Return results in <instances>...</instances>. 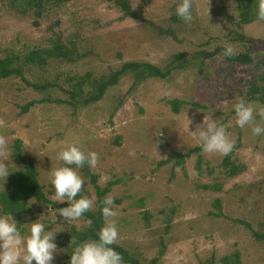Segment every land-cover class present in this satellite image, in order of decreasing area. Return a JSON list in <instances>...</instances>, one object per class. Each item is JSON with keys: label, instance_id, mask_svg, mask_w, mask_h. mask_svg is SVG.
I'll list each match as a JSON object with an SVG mask.
<instances>
[{"label": "rangeland", "instance_id": "374dc122", "mask_svg": "<svg viewBox=\"0 0 264 264\" xmlns=\"http://www.w3.org/2000/svg\"><path fill=\"white\" fill-rule=\"evenodd\" d=\"M126 1L134 18L126 17L113 2L101 0H71L38 20L0 3V59L47 47L58 38L76 46L79 56L71 63L51 60L43 68L18 65L23 79H0V135L8 140V158L3 162L9 171L23 167L12 155L19 140L23 154L34 160L47 198L59 204L51 169L76 166L64 165L57 154L73 145L85 154L96 152L97 166L87 168L100 188L112 184L106 196L111 194L113 210L118 212L108 221H116V244L150 260L158 257L163 242L165 251L158 264H220L236 252L241 264H264V243L252 236V231L264 232V135L254 136L250 126L241 129L234 109L244 101L264 126L259 116L264 105L246 102L245 96L258 72L251 65L226 62L224 54L231 47L235 54L250 51L255 61L264 58V20L238 30L233 0H193L190 23L177 16L182 0ZM238 32L246 43L234 41ZM217 48L221 51L210 58L201 54ZM177 54L183 56L174 60ZM126 62L180 67L166 79H148L136 86L132 75L126 74L98 102L76 111L58 102L68 99L58 89L70 90L68 79L86 73L98 79ZM28 82H50L56 88L38 92ZM173 100L183 103L179 113L169 105ZM30 102L33 105L22 113ZM204 119L223 124L233 143L239 142L238 148L226 155L205 153L197 131ZM197 148L201 149L194 152ZM188 152L192 153L184 159L171 156ZM226 157L244 170L229 177L222 167ZM162 161L165 164L159 165ZM76 170L94 200L90 178L81 168ZM4 183L0 178V190ZM140 201L143 206H138ZM27 208L22 236L30 235L31 223L44 224L46 232L56 233L53 264H70L65 238L71 227L79 230L87 223L80 218L64 220L56 212L59 208L33 199Z\"/></svg>", "mask_w": 264, "mask_h": 264}, {"label": "trees", "instance_id": "16d2710c", "mask_svg": "<svg viewBox=\"0 0 264 264\" xmlns=\"http://www.w3.org/2000/svg\"><path fill=\"white\" fill-rule=\"evenodd\" d=\"M70 1L71 0H0V3L15 14L26 15L31 13V15L38 20L43 18L44 15L49 13L52 9L62 8ZM101 1L113 2L116 6L120 7L126 17H135L126 0ZM233 2L237 11L236 20L238 23L236 24V27L238 30L241 31L243 26L260 21L257 19L258 0H233ZM176 19L179 18L176 17ZM231 22L233 23V21ZM234 41L246 43L247 39L243 33L241 34L238 32L237 34L235 33ZM220 51L221 49L217 48L213 53L201 52V54L204 56V59H206L214 56ZM182 56V54H177L174 56V60L181 59ZM78 57L76 46L71 45L70 47V45L65 44L60 38H58L50 42L47 47L27 51L21 56H5L3 59H0V79H6L11 76H17L23 79L21 66L18 65H29L43 68L51 60H60L64 63H71L76 61ZM225 61L238 65H251L255 67L258 74L255 81L249 84L248 89L245 92L246 102H259L264 105V58L255 61L251 57L250 51H245L234 54L233 56H225ZM178 67L180 66L178 65L174 68L168 64L165 68H159L150 63L126 62L123 63L119 69L113 70L108 75L102 76L98 79L92 78L89 73H86L83 76H74L67 80L70 84V90L58 88L62 93L68 96V99L58 102L66 104L76 111L80 107L98 102L104 95L105 91L108 88L117 85L119 79L126 74L132 75V86H136L138 83L148 79H166L170 76L172 69H177ZM28 85L38 92H46L50 87L56 88V85L54 83L51 84L50 82H46L45 85H31L28 82ZM84 93H86L85 98L78 99V97ZM181 104L183 103L178 100L169 102L174 113H179ZM32 105L33 102L26 104L22 109V113H26ZM239 145V142H236L234 148H238ZM200 149L201 148H197L194 152H199ZM12 152L13 157L22 163L23 167L10 169L9 176L6 180L4 179V187L0 190V215L10 216L12 222L16 223L17 228L22 232L23 226L26 223V216L28 215L27 204L30 199L45 206H52L55 208L67 207L69 206V202L65 201L58 204L47 198L44 186L39 183V175L36 171L34 160L23 154V147L19 140L14 142ZM191 153L192 152H188L187 154L173 153L171 156L176 155L184 159L189 157ZM163 164H165L164 161L159 162V165ZM222 167L229 177H235L244 170L230 162L228 157L224 158ZM197 170L201 173L200 166H197ZM81 171L84 177L90 178L91 184L93 185L95 193V199L93 201L95 203V208L85 212L83 216L80 217V219L87 223L83 229L77 230L76 228L71 227L72 229L65 238L69 243V247L66 250L67 257L71 256L74 249L82 245L84 242L98 241V233L101 228L105 226V218L101 211L104 207L102 202L109 192V187L112 185L109 183L108 186L100 188L96 183V176L90 174L87 168V163L81 168ZM82 196H87L91 199L90 193L85 187V184L84 190L75 199L78 200ZM74 202L75 200L71 203ZM214 203H216L217 206L220 205L219 200H216ZM138 206H143L141 201ZM143 216L144 220L148 222L149 218L147 212H145ZM237 222L250 229V226L244 221L238 220ZM168 223L166 226V234L169 231ZM252 236L256 241L264 243V232L252 231ZM72 238H74V242H72ZM110 247L122 256L123 264H158L159 258L163 256L165 251V246L162 242L158 257L146 260L139 258V254L131 253L129 250L116 243L110 245ZM220 264H241L239 253L236 252L231 256L222 258Z\"/></svg>", "mask_w": 264, "mask_h": 264}, {"label": "clouds", "instance_id": "9594fccd", "mask_svg": "<svg viewBox=\"0 0 264 264\" xmlns=\"http://www.w3.org/2000/svg\"><path fill=\"white\" fill-rule=\"evenodd\" d=\"M192 7L193 0H182L176 8L177 16L185 23H190L193 19ZM257 19L264 20V0H258ZM224 54L233 56L235 53L231 47H228ZM234 109L236 124L241 129L250 126L254 136L264 135V126L256 122L255 110L251 106L240 101L234 105ZM259 116L264 119V107L259 109ZM197 131L202 141L203 151L207 154L226 155L234 148L226 127L217 121L208 122L204 119ZM7 158L8 140L0 135V178L5 180L10 174L7 164L3 162ZM57 159L64 165H75L76 169L82 168L85 163L90 168H95L99 156L96 152L85 154L80 147L73 145L61 150L57 154ZM76 169L68 166L51 169V183L55 189V199L61 203L69 202V206L56 209V212L64 220L69 221L77 220L85 212L95 208L94 201L87 196L75 199L84 190L85 183ZM74 200L75 202L71 203ZM102 203L104 207L101 211L106 223L98 233V241L84 242L76 247L71 255L70 264H123L122 256L110 247L119 238L116 221L113 219L110 223L108 222L109 218L118 216V212L112 207L114 200L111 194L106 196ZM55 235L56 233L51 231L46 232L45 225L36 221L31 223L30 235L25 238L10 216L0 215V264H21V262L22 264H33V261L35 264H53L57 252V244L54 242Z\"/></svg>", "mask_w": 264, "mask_h": 264}]
</instances>
